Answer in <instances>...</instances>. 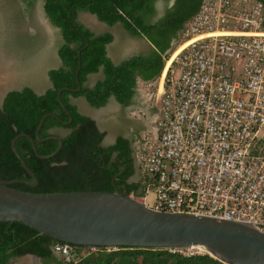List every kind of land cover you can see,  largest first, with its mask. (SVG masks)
Masks as SVG:
<instances>
[{
  "label": "built area",
  "instance_id": "2783aa9c",
  "mask_svg": "<svg viewBox=\"0 0 264 264\" xmlns=\"http://www.w3.org/2000/svg\"><path fill=\"white\" fill-rule=\"evenodd\" d=\"M180 48L163 79L135 80L154 113L134 137L141 187L128 196L156 212L241 222L264 233V4L200 0L163 61ZM195 250L168 249L207 254ZM52 251L64 264L75 262L68 244Z\"/></svg>",
  "mask_w": 264,
  "mask_h": 264
},
{
  "label": "trees",
  "instance_id": "16d2710c",
  "mask_svg": "<svg viewBox=\"0 0 264 264\" xmlns=\"http://www.w3.org/2000/svg\"><path fill=\"white\" fill-rule=\"evenodd\" d=\"M34 1L26 0L27 7H31ZM43 1L47 17L61 31L63 43L58 56L63 66L48 71L53 88L43 95L25 87L5 96L0 108V180L31 181L11 150L12 139L25 133L32 137L40 156L56 151L59 142L55 139L38 142L35 130L42 116L49 113L68 122L69 117L58 103L57 92L62 88L75 90L80 87L79 92L62 91L60 94L61 103L72 119L69 126L63 127L49 116L39 132V138L46 139L51 135L60 136L52 134L53 129L69 130L63 137L62 149L54 157L40 159L26 138L16 141V151L34 173L38 184L35 187L12 184L10 187L36 194L92 191L129 195L131 191L138 192L140 184L131 181L136 168L129 143L119 137L113 145L102 147L104 134L98 131L92 119L78 112L71 98L84 97L91 107L101 108L113 96L121 106H129L135 94L136 78L150 80L161 73L163 54L183 24L197 12L200 0H174L171 7L167 6L170 0ZM159 1L164 4L160 17ZM259 1L264 4V0ZM80 12L96 15L109 27L120 24L129 36L148 40L153 49L115 65L107 57L106 50L113 36L110 33L94 35L78 21ZM100 69L104 79L91 88L87 87L88 76ZM55 244L64 243L18 222L0 223V264H12L15 258L25 254L39 257L42 264H64L52 251ZM71 248L75 257L72 264H223L208 254L186 257L166 249L117 247L115 251H108L97 247L96 252L89 253V247Z\"/></svg>",
  "mask_w": 264,
  "mask_h": 264
},
{
  "label": "water",
  "instance_id": "95a60500",
  "mask_svg": "<svg viewBox=\"0 0 264 264\" xmlns=\"http://www.w3.org/2000/svg\"><path fill=\"white\" fill-rule=\"evenodd\" d=\"M173 3L174 0H170L167 6L171 7ZM157 7L158 12L161 13L160 1ZM42 12L46 16L45 11ZM85 13L100 22L96 15ZM46 19L53 28L61 32L47 16ZM93 33L98 35V33ZM110 34L113 36V41L107 45L106 50L115 40V35L111 32ZM2 57L4 58L0 63L4 64V72L5 70L11 72L13 77L9 79L12 80L8 82L9 84H0V99L5 98L7 93L21 91L24 87L33 89L37 95H43L47 91H40L27 80L26 84H20V69L17 68L18 71L15 68L16 61L9 55L3 54ZM45 73L46 79L50 82L48 72ZM76 82L78 85V81ZM48 88H53L51 82ZM62 91L79 92L80 87L75 90L62 88L57 92L58 103L69 117V121L62 122L53 113L45 114L35 130V139L38 142L57 140L59 145L56 151L40 156L32 137L25 133L16 135L10 143L14 156L31 181L0 180V223L18 222L52 240L71 246L166 250L199 246L210 257L223 264H264V233L249 224L190 214L156 212L120 192L81 191L36 194L10 187L12 184H25L29 187H35L38 184L34 173L15 149L18 139L26 138L34 154L43 160L54 157L62 149V136L51 135L46 139L39 138L42 125L49 116L54 117L63 127L69 126L72 122L70 114L61 103ZM72 254L74 255V252Z\"/></svg>",
  "mask_w": 264,
  "mask_h": 264
},
{
  "label": "crops",
  "instance_id": "0c3cea01",
  "mask_svg": "<svg viewBox=\"0 0 264 264\" xmlns=\"http://www.w3.org/2000/svg\"><path fill=\"white\" fill-rule=\"evenodd\" d=\"M161 4H162V7H164V4L162 2ZM10 5H11V8L8 9V6H6L5 0H0V19H2L3 16H6L5 13H7L9 17L15 18V19L19 18L21 12L24 15L26 14L27 17L30 19H28L27 21L24 20V23L21 26L22 28L16 30V33L19 34L21 32L22 35L30 36L31 37L30 41H32V43L34 42V38H38L39 40H41L40 42L42 43V47L40 49L42 50L38 49L37 51L39 52L38 58H40V60L44 58L43 59L44 62L42 63L40 70L44 68L45 72L46 71L48 72L49 70H52V69H59L62 65V62L58 56V49L60 45L63 43V41H62L61 33L58 32L55 28H53L49 24V22L46 19L47 15L45 16L42 12L44 10V1L35 0L32 6L28 8L26 0H22L21 9L23 10H19L16 4L10 3ZM77 19L81 24L86 26L87 29L89 28L93 32L98 33V35L104 34V33H110V32L114 34V31L116 27L118 26H120L122 31L126 33L120 24H117L113 27H109L104 23L96 21L93 18V16L85 12H80L78 14ZM0 29L7 30L8 26L1 25ZM126 35H127V38L121 39V40L116 38V36H114L115 37L114 42L108 46L107 57L110 58L111 61L115 65L120 64L122 61L128 60L134 55L146 54L148 51L153 49V46L150 44L148 40L144 38H140V39L133 38L129 36L127 33ZM26 40L29 41V37H27ZM33 49L34 47L31 48V50ZM4 55L7 56L6 54ZM3 58L4 57H2V59ZM1 65L3 66L4 64L0 63V66ZM20 72L31 74L32 78H26L25 80L30 81V83L34 84L36 88L39 89L40 91H46L49 89L48 87H49L50 82L46 79V77L44 78L45 75L39 78L38 80L37 78L38 74L36 73L35 69L34 70L32 69L31 71H28V70L21 71L20 70ZM45 72L44 74H46ZM12 77L13 76H11V78ZM103 79H104V75L102 71L96 74H90L87 78V82L85 85L91 88L96 84V82L103 80ZM11 81L12 80H9V81L5 80L1 84L6 85L8 82L10 83ZM109 102H112V106L113 107L116 106L115 107L116 109H120L118 103H116L117 101L115 100V98H111ZM71 103L76 105L79 111L82 110L86 113L87 112L93 113L96 111V109H94L88 104L87 100L84 97L72 98ZM126 111L129 114L131 121L134 122L133 126L136 125L135 122H137L139 126L141 125L144 128H147L149 124L152 123L151 121L153 119L154 110L145 106L142 95L137 91H135L134 97L130 105L127 107ZM134 111L141 112L140 118H136L132 115V112ZM137 178L138 176H136V179ZM136 179L135 178L131 179V181L136 180ZM12 264H42V260L40 258L31 256L29 254H25L20 257L15 258L12 261Z\"/></svg>",
  "mask_w": 264,
  "mask_h": 264
},
{
  "label": "flooded vegetation",
  "instance_id": "af4514ba",
  "mask_svg": "<svg viewBox=\"0 0 264 264\" xmlns=\"http://www.w3.org/2000/svg\"><path fill=\"white\" fill-rule=\"evenodd\" d=\"M9 2H11V0H5L6 6H9ZM162 11H163V7H162V10H161V13H162ZM161 13H159L158 17L161 16ZM1 23H2V20L0 19V26H1ZM3 32L4 31L0 29V43L3 46H5V47H8L9 46L12 49L13 52H23V55L21 57L24 59L23 60L24 62H26V61L28 62V64L26 66L29 67V66L32 65L31 60H36V61L39 62V63H37L38 65L35 63L37 65V68H35V71L38 74L37 75V78L39 80V78H41V73H40L39 70L41 69L42 63L44 62L43 61L44 58H42L40 60V58H38V57L36 58L35 57L36 54L38 55L39 52H37L36 54L35 53H29V56L28 57L27 56L25 57L24 55L26 54L27 49H25L22 46L21 43H24V42L27 43L29 41H27V40L20 41L18 39L19 38L18 37L19 35L17 36V34H14V33H10L9 34L8 32L6 34H4ZM18 42H21V43H19L20 45L17 44ZM17 45L19 46V48H18ZM40 50H42V49H40ZM3 54H4L3 53V50H0V61H2V55ZM22 65H21V68H24ZM36 65H35V67H36ZM33 70H34V68H33ZM27 75H28V76H26L27 78H32V75L31 74H27ZM3 100H4V98L2 99V97H1V99H0V108L2 107ZM109 100L107 101V103L105 104V106H103L101 108H94V109H96V111L93 112V113H90V112H87L86 113V112H84L82 110L79 111L78 107L77 106L76 107L78 109V112L81 115L86 116V117H89L90 119H92L95 122L98 131L104 134V137H103V139L101 141V144H100L102 147H107V146L113 145L116 142L117 138L121 137V138H123L124 140H126L129 143L130 148H131V151H132L134 137L136 135H138L140 132H142L143 130H145V128L143 126H141V125L139 126V124H137V122H135L136 125L133 126V123L134 122L131 121V118L129 117V114L126 111V109H127L128 106L127 107H123L118 102H116V103H118V105L120 107L119 114H117L116 117H114L111 120H108L107 119V117L110 116L108 113H105L104 115L106 117H103V115L100 113V111L101 110H105V108L109 104H110V107L112 106V102H109ZM103 125H105L107 127H103ZM51 133L52 134H59L60 136L64 137L65 135H67L69 133V130H67L66 128H64V129L63 128L62 129H53V130H51ZM110 134H114V136H113L112 141L111 142H108L107 136H109ZM132 157H133V154H132ZM134 166H135V164H134ZM136 176H137V173H136V175L132 179H134Z\"/></svg>",
  "mask_w": 264,
  "mask_h": 264
},
{
  "label": "rangeland",
  "instance_id": "374dc122",
  "mask_svg": "<svg viewBox=\"0 0 264 264\" xmlns=\"http://www.w3.org/2000/svg\"><path fill=\"white\" fill-rule=\"evenodd\" d=\"M21 2H22V0H11V2H9V6H8V9H10L11 8V5H10V3H13V4H16V6L18 7V9L19 10H23V9H21ZM37 3H38V1H37ZM6 14V16H3L2 17V23H1V25H3V26H8V29L7 30H9V31H7V30H3L4 32V34H6L7 32L10 34V33H14V34H17V36L19 37L18 39L20 40V41H25L26 39H27V37H29V42H27V43H21V42H18L17 44L18 45H20L19 43H21L22 44V46L25 48V49H27V52H26V54L24 55L25 57L27 56H29V53H37L38 51V49L39 48H41L42 47V43L40 42L41 40H39L38 38H34V42L32 43V41H30V39H31V37L30 36H25V35H22V33L20 32L19 34L18 33H16V30H18V29H20V28H22L21 26H22V24L24 23V20L25 21H27L28 19H30V18H28L27 17V15L25 14H23L22 12H21V14H20V16H19V18L18 19H15V18H11V17H9L8 16V14L7 13H5ZM22 19V20H21ZM28 23V22H27ZM114 34H115V36H116V38H118V39H125V38H127V35H126V33H124L123 31H122V29H121V27L120 26H118V27H116V29H115V31H114ZM36 37V36H35ZM17 45V46H18ZM32 47H34V49L33 50H31V48ZM14 48V47H13ZM18 48H19V46H18ZM0 50H3V53L4 54H6V55H9V56H11V57H13V59L16 61V66H15V68L17 69H20L21 71H23V69L24 70H28V71H31L33 68L35 69V68H37V63H39L38 61H36V60H31V62H32V65L31 66H26L27 64H28V62L26 61V62H24L23 60V58L21 57L22 55H23V52H13L12 51V49L8 46V47H5V46H3L1 43H0ZM12 51V52H11ZM52 51H53V49H52ZM11 52V53H10ZM36 58L37 57H39V55H37L36 54V56H35ZM38 60V59H37ZM37 65H36V64ZM23 64V65H22ZM21 65L24 67V68H21ZM35 65H36V67H35ZM17 69V70H18ZM19 71V70H18ZM41 72V77L42 76H44L45 74H44V72H45V69L43 68L42 70H40ZM24 73V74H23ZM26 73L25 72H20V79L19 80H21L19 83L20 84H26L25 82H26V76H28L27 74L25 75ZM44 78H45V76H44ZM43 78V79H44ZM21 86V85H20ZM115 106V105H114ZM116 107V106H115ZM115 107H113V106H111L110 107V104L105 108V110H101L100 111V113L103 115V117H106L104 114L105 113H108L110 116H108L107 117V119L108 120H111V119H113L114 117H116V115L117 114H119V109H116ZM111 110V111H110ZM103 127H107V126H105V125H103ZM60 131V130H59ZM113 136H114V134H110L109 136H107V140H108V142H111L112 141V139H113ZM135 179H136V177H135ZM148 197H149V202L152 200V193L150 192V193H148ZM197 250V249H196ZM195 250V251H196ZM193 251V250H192Z\"/></svg>",
  "mask_w": 264,
  "mask_h": 264
},
{
  "label": "bare ground",
  "instance_id": "6f19581e",
  "mask_svg": "<svg viewBox=\"0 0 264 264\" xmlns=\"http://www.w3.org/2000/svg\"><path fill=\"white\" fill-rule=\"evenodd\" d=\"M185 46H187V44L184 45V47H185ZM184 47H182V48H184ZM180 50H181V48L175 50V51L171 54V56L169 57V59L166 60V62H165V64H164V67H163V69H162V71H161L162 79H163L164 75L166 74V71H167V69L169 68V66H170V64H171V62H172L174 56H175ZM3 67H4V66H2V65L0 66V84L3 83V81L8 80L9 78H11V73H9V71H7V70H5V72H4V68H3ZM194 248H195V249H198V250H200V251H204V249H203L202 247H199V246H195Z\"/></svg>",
  "mask_w": 264,
  "mask_h": 264
},
{
  "label": "clouds",
  "instance_id": "9594fccd",
  "mask_svg": "<svg viewBox=\"0 0 264 264\" xmlns=\"http://www.w3.org/2000/svg\"><path fill=\"white\" fill-rule=\"evenodd\" d=\"M164 64H165V62H164ZM161 74V73H160Z\"/></svg>",
  "mask_w": 264,
  "mask_h": 264
}]
</instances>
